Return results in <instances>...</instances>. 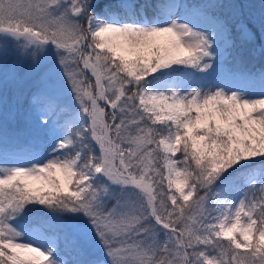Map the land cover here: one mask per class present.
Returning a JSON list of instances; mask_svg holds the SVG:
<instances>
[{"label":"snow or ice","instance_id":"1","mask_svg":"<svg viewBox=\"0 0 264 264\" xmlns=\"http://www.w3.org/2000/svg\"><path fill=\"white\" fill-rule=\"evenodd\" d=\"M242 7L0 0V264H264Z\"/></svg>","mask_w":264,"mask_h":264},{"label":"rangeland","instance_id":"2","mask_svg":"<svg viewBox=\"0 0 264 264\" xmlns=\"http://www.w3.org/2000/svg\"><path fill=\"white\" fill-rule=\"evenodd\" d=\"M194 1H195V3H198V2H202L203 0H194ZM216 1H217V2H223V3H226L227 0H216ZM249 1L256 2V1H260V0H249ZM181 2H187V3L195 4V3L193 2V0H181ZM239 13H240V18H244V19L246 18L242 12H239ZM261 43H262V41H261V39H260L259 33L257 32V36H256L255 43H254V44H250V45L255 46V47H253V48H255V49H256V52H257V51L260 49ZM9 102H10V104L12 103L11 96H10V100H9ZM25 107H26L25 104H24L23 102H21V104H20V110H21V112L24 111V108H25ZM10 126H11V127H17V128H19V127H23V122H22V120H21V121L15 123V124H10ZM26 138H27V137H26Z\"/></svg>","mask_w":264,"mask_h":264},{"label":"trees","instance_id":"3","mask_svg":"<svg viewBox=\"0 0 264 264\" xmlns=\"http://www.w3.org/2000/svg\"><path fill=\"white\" fill-rule=\"evenodd\" d=\"M208 2H212V0H207ZM228 2H230V1H228ZM236 1H234V3H235ZM241 5H243L244 7H242L244 10H245V12H246V14L248 15V13H249V8L247 7V5H246V2L244 1V0H241V3H240Z\"/></svg>","mask_w":264,"mask_h":264}]
</instances>
